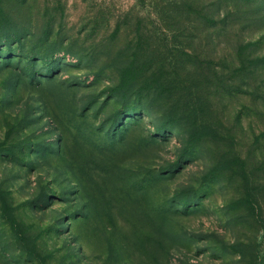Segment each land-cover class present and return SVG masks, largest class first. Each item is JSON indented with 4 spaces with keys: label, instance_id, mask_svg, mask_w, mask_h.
<instances>
[{
    "label": "rangeland",
    "instance_id": "obj_1",
    "mask_svg": "<svg viewBox=\"0 0 264 264\" xmlns=\"http://www.w3.org/2000/svg\"><path fill=\"white\" fill-rule=\"evenodd\" d=\"M0 264H264V0H0Z\"/></svg>",
    "mask_w": 264,
    "mask_h": 264
}]
</instances>
